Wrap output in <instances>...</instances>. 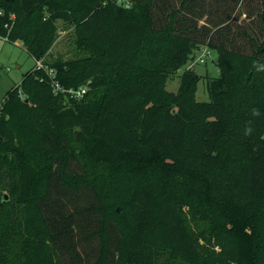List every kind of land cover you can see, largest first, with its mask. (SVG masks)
Here are the masks:
<instances>
[{
	"label": "trees",
	"instance_id": "trees-1",
	"mask_svg": "<svg viewBox=\"0 0 264 264\" xmlns=\"http://www.w3.org/2000/svg\"><path fill=\"white\" fill-rule=\"evenodd\" d=\"M243 1L0 0V37L43 62L1 101L0 264H264V39L233 44ZM59 19L84 53L46 59ZM204 45L210 99L193 68L168 90Z\"/></svg>",
	"mask_w": 264,
	"mask_h": 264
},
{
	"label": "rangeland",
	"instance_id": "rangeland-1",
	"mask_svg": "<svg viewBox=\"0 0 264 264\" xmlns=\"http://www.w3.org/2000/svg\"><path fill=\"white\" fill-rule=\"evenodd\" d=\"M171 1L173 2L169 6V11L180 6V0ZM262 10V0L243 1L240 3L233 16L235 30L233 44L237 45L236 48L240 47L250 52L256 48L250 36L255 37L259 42L263 41L264 21ZM76 29V22L59 19L58 35L46 59L74 58L78 53H84L83 49H78L79 39ZM196 57L193 63L187 64L167 80L166 88L171 91H178L181 81L180 76L184 69L193 68L202 76L197 85L196 97L200 101H208L210 98L205 76L217 77L220 74L219 67L215 62L217 51L204 45L196 52ZM35 63V58L28 53L22 41L12 43L4 37H0V102L5 99L9 89L21 82L23 74L29 71ZM165 260V256L162 255L158 258L157 264H163Z\"/></svg>",
	"mask_w": 264,
	"mask_h": 264
},
{
	"label": "built area",
	"instance_id": "built-area-1",
	"mask_svg": "<svg viewBox=\"0 0 264 264\" xmlns=\"http://www.w3.org/2000/svg\"><path fill=\"white\" fill-rule=\"evenodd\" d=\"M205 53H206V51L204 52V55H205ZM201 60H203V59H201ZM36 62H37V66H38V67L43 66V62H42V60H37ZM190 64H191V63H190ZM49 72H50L51 74H54V69H51ZM54 85H55V89H56V91H58V90L61 89L59 83L56 82ZM85 92H86V87H81V88L76 89V90H73V89L70 90L71 97H78V98L81 97V96H83V94H84ZM1 106H2V102H0V112H1Z\"/></svg>",
	"mask_w": 264,
	"mask_h": 264
},
{
	"label": "water",
	"instance_id": "water-1",
	"mask_svg": "<svg viewBox=\"0 0 264 264\" xmlns=\"http://www.w3.org/2000/svg\"><path fill=\"white\" fill-rule=\"evenodd\" d=\"M26 101H28V98L26 99Z\"/></svg>",
	"mask_w": 264,
	"mask_h": 264
}]
</instances>
